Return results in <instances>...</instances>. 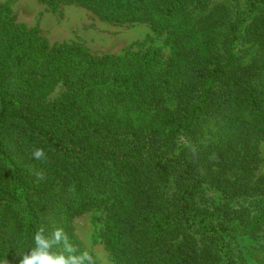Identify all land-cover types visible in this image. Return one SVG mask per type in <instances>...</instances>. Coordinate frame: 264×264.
<instances>
[{"label": "trees", "instance_id": "trees-1", "mask_svg": "<svg viewBox=\"0 0 264 264\" xmlns=\"http://www.w3.org/2000/svg\"><path fill=\"white\" fill-rule=\"evenodd\" d=\"M41 1L150 22L171 55L51 45L0 6V260L41 228L83 254L73 220L104 208L121 264H264V0Z\"/></svg>", "mask_w": 264, "mask_h": 264}, {"label": "rangeland", "instance_id": "rangeland-1", "mask_svg": "<svg viewBox=\"0 0 264 264\" xmlns=\"http://www.w3.org/2000/svg\"><path fill=\"white\" fill-rule=\"evenodd\" d=\"M243 2V0H241ZM9 3L20 23L37 28L51 45L82 44L93 53L123 54L142 52L149 47L160 50L164 59L170 58L169 33L155 31L150 22L115 23L102 20L90 10L59 4L50 7L41 0H0V6ZM66 91L61 84L48 96L53 102ZM260 168L253 172L251 181L264 179V145L260 149ZM106 210H93L73 220V226L90 264H121L105 247L100 233L104 227Z\"/></svg>", "mask_w": 264, "mask_h": 264}, {"label": "clouds", "instance_id": "clouds-1", "mask_svg": "<svg viewBox=\"0 0 264 264\" xmlns=\"http://www.w3.org/2000/svg\"><path fill=\"white\" fill-rule=\"evenodd\" d=\"M35 159L39 160L45 156L43 149H36L33 152ZM64 241L66 251L72 253L73 249L70 244L67 243V238L63 234L62 229H57L52 234L51 238L44 235V229L41 228L34 235L35 248L29 253L22 256L19 260V264H90V257L87 252L81 255H69L65 257L63 254L53 257L49 254L48 249L53 243ZM0 264H4L0 260Z\"/></svg>", "mask_w": 264, "mask_h": 264}]
</instances>
